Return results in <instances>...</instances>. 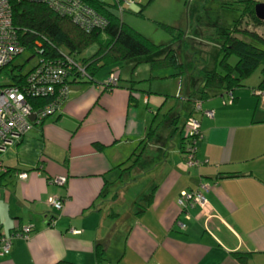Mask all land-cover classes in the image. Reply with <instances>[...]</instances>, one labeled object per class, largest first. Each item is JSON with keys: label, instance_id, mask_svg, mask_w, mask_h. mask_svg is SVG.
Here are the masks:
<instances>
[{"label": "crops", "instance_id": "0c3cea01", "mask_svg": "<svg viewBox=\"0 0 264 264\" xmlns=\"http://www.w3.org/2000/svg\"><path fill=\"white\" fill-rule=\"evenodd\" d=\"M120 72L70 87L55 120L33 129L41 152L11 153L19 164L28 161L25 165L1 157L4 168L17 171L0 180V238L25 227L32 231L26 239H13L0 264H239L233 256L238 252L251 254L247 264H264L262 77L238 89L232 104L227 94L204 101V113L213 112V118L193 111L202 139L199 165L189 168L181 128L194 103L177 102L181 82L172 95V82L132 88V78L148 76L139 69L125 77ZM112 75L120 83L108 90ZM185 85L184 93L190 86ZM150 130L155 139L142 145ZM143 149L142 164L121 178L117 167ZM21 173L28 178L21 180ZM232 174L236 177H226ZM134 187L137 195L131 194ZM154 188L150 207L137 215ZM197 191H203L207 207L190 208L185 216L181 195ZM52 200L62 203L60 211ZM99 246L103 261L97 258Z\"/></svg>", "mask_w": 264, "mask_h": 264}, {"label": "trees", "instance_id": "16d2710c", "mask_svg": "<svg viewBox=\"0 0 264 264\" xmlns=\"http://www.w3.org/2000/svg\"><path fill=\"white\" fill-rule=\"evenodd\" d=\"M82 1L94 15L105 20L107 26L104 29H96L88 33L82 26L73 22L70 16L62 15L44 3L23 0L13 6L14 29L26 53L5 67L2 75L5 82L2 86L17 87L24 92L27 103L33 111L40 112L54 103L61 96L63 86H68L70 89L73 85L93 83L103 69L130 62L135 63L133 71L142 64L149 65L147 79L135 81L132 78L129 81L132 88L142 83L178 80L181 82L180 90L183 84L191 86L186 91L184 102H187V105L194 103V108L196 104L202 103L203 106L204 101L222 94L230 95L235 102L234 94L245 86L259 68H261L262 80L258 89L264 92V21H260L255 12L257 5L263 3L262 0H197L201 7L198 6L193 11L194 19L197 21L194 32L196 35L198 30L206 32L210 29L213 35L207 36L206 41L211 42L209 45L214 53L208 67L203 68V71L199 73L200 85L194 78L190 79L191 76L181 58L180 50L182 46L185 51L190 50L187 40L205 43L202 36L186 37L181 28L163 25L174 36L172 46L157 45L122 20V15L127 9L123 7L122 0H114L113 4H107L105 0ZM138 15H142V10ZM203 26L206 28L201 29ZM94 46L98 48L97 52L91 57H84L85 52ZM40 50L43 51L42 55ZM20 58L24 60L23 63L18 62ZM67 58L74 63L68 70L70 76L60 83L61 86L55 89L53 96L38 95L35 90L27 86V76L34 73L40 60L66 62ZM35 59L36 65L30 71L24 72L25 65ZM80 69L85 70L87 78L82 76ZM106 87L112 90L111 86L106 85ZM194 108L188 111V118L194 116ZM58 114L59 111L45 120L42 119L39 125L51 119L54 121ZM181 129L183 130L184 126ZM155 136V130H150L142 145L152 138L155 139ZM186 141L187 138L184 137L183 144ZM97 149L102 148L98 146ZM145 149L140 153L135 152V159L132 158L117 167L122 172L121 178H126L127 173L142 164ZM5 169L6 172L1 174L0 180L17 171L13 168ZM226 177L233 178L236 175H226ZM108 185L112 184L108 182ZM155 191L156 188L143 200L145 204L138 209L137 215L147 211ZM22 232L23 229L17 234ZM233 256L239 264H247L251 258V254L243 252L234 253ZM97 258L99 261L104 260V250L100 246L97 250Z\"/></svg>", "mask_w": 264, "mask_h": 264}, {"label": "built area", "instance_id": "2783aa9c", "mask_svg": "<svg viewBox=\"0 0 264 264\" xmlns=\"http://www.w3.org/2000/svg\"><path fill=\"white\" fill-rule=\"evenodd\" d=\"M23 0H0V172H6L2 165L1 154L12 146L16 141L23 138L34 126V123L39 124L41 120H45L55 114L61 109L69 94V87L63 86L61 96H59L54 103L46 106L40 112L32 110L31 106L27 103L26 94L17 87H3L5 80L3 78V70L14 60L23 56L26 51L20 44L17 36V31L13 25V6ZM37 3L47 4L51 9L62 15H68L72 18L73 22L82 26L88 33L96 29H104L107 26L105 20L93 14V11L83 3L82 0H31ZM128 0H122L126 4ZM133 7V6H129ZM43 51L40 50V55ZM39 65L35 68L32 75L27 76V86L35 90L38 95L53 96L55 89L61 86L64 80L69 78L68 70L74 65L73 61L66 59L67 66L63 60L48 61L40 60ZM83 77L87 78L85 70L80 69ZM117 80L114 76H110L107 80V85L112 89L117 87ZM229 101L232 104L233 99L230 95ZM264 99V92H263ZM196 113L203 112L202 103H198L194 108ZM31 114H36L34 122L30 120ZM207 117L213 118V112H205ZM187 144L185 145V152L183 154V162L189 168L199 165L196 159L198 152V143L202 139L199 121L193 116L187 119L184 128ZM21 180H26L28 174H17ZM58 181V180H57ZM64 184V179L58 181ZM57 183V182H56ZM202 190L207 191L202 187ZM203 191L197 192H184L181 195L180 206L183 208V213L188 216L190 208L195 206L201 207L205 210L207 201ZM51 205L57 211L62 209V203L56 200L51 201ZM180 228L184 229L185 225L180 223ZM32 230L30 227L23 228V232L14 234L13 236H3L0 238V257L6 256L10 253L13 246V239L15 237H24ZM78 234V233H76Z\"/></svg>", "mask_w": 264, "mask_h": 264}, {"label": "rangeland", "instance_id": "374dc122", "mask_svg": "<svg viewBox=\"0 0 264 264\" xmlns=\"http://www.w3.org/2000/svg\"><path fill=\"white\" fill-rule=\"evenodd\" d=\"M202 1V0H198ZM197 0H128L125 3L123 2V7L127 8L126 12L122 15V20L125 21L128 25H130L132 28H134L136 31H138L140 34L145 36L147 39L152 41L153 43L157 45H163L164 47L171 45L172 46V40L174 36L169 33L168 29L166 27H174V28H181L186 37H192L196 38L198 36H202V40L205 41V43H196L193 41L187 40L190 50L185 51L183 49V46L180 50V55L187 66V69L189 71L190 79L199 83L198 77H200L199 73L203 71V68L206 69L208 64L210 63V60L213 59L214 53L211 45H209L211 42L206 41L208 38L207 36H212L213 33L208 29L206 32L210 31L206 34L203 30H198V33L195 35V28L197 25V21L194 19L193 11L196 7H198L200 4H198ZM107 4H113L114 0H105ZM128 5V6H127ZM133 6V7H129ZM201 7V6H199ZM131 9V10H128ZM142 10V15H138V13ZM163 25H166L164 27ZM206 27L203 26L201 29H205ZM179 31H177L178 33ZM209 42V43H207ZM97 47H92L89 50L85 52L83 55L84 57H91L97 52ZM166 50V48H164ZM23 58V57H22ZM20 58L18 62L23 63V59ZM212 58V59H211ZM207 61V62H206ZM135 63H127L120 66H113L106 69H103L96 79L100 80L101 76L105 73L109 74L113 69L117 71H121L123 77L130 75V72L133 71V66ZM36 65V59L30 61L28 64H26L24 68V72H28ZM130 68V69H129ZM140 71H142L143 76L149 75V65L148 64H142L138 68ZM257 77H262L261 75V68L257 69V71L252 75V77L248 80H252ZM114 78L117 80V83H120V79L114 76ZM109 79V78H108ZM174 84L172 87V90L174 93L172 95H175V91L178 88V80L169 81ZM185 94L183 90L179 88V93L177 96V102L183 103L185 100ZM174 97V96H172ZM175 102L176 101H172ZM229 102V101H228ZM230 103V102H229ZM162 117L160 116L158 122L156 123L155 127L158 126V124L162 123ZM196 118V117H195ZM152 120V118H151ZM49 120L48 122H51ZM149 126H151V121H149ZM162 125V124H161ZM160 125V126H161ZM40 125H34L32 127V130H30L28 133V137L25 139V142L23 145L16 146L17 141L7 148L5 152L1 154V157L3 156L5 160H12L15 162V165H25V160H22V163L19 164L16 159H13L11 157V153L13 152H21V157H25L28 152H41L42 147L41 144L38 142L39 135L33 131L34 128H39ZM154 127V128H155ZM30 155V154H29ZM135 159V156H133ZM145 184V181L142 179L141 182L138 184V188H141ZM139 193V190L137 187H134L131 189V194L137 195ZM130 198V197H129ZM143 204L138 206V209L141 208ZM121 207L126 208V206L121 205Z\"/></svg>", "mask_w": 264, "mask_h": 264}, {"label": "water", "instance_id": "95a60500", "mask_svg": "<svg viewBox=\"0 0 264 264\" xmlns=\"http://www.w3.org/2000/svg\"><path fill=\"white\" fill-rule=\"evenodd\" d=\"M256 17L260 20V21H264V3L257 5L256 9ZM36 119V114H31L30 116V120L32 122H34Z\"/></svg>", "mask_w": 264, "mask_h": 264}, {"label": "bare ground", "instance_id": "6f19581e", "mask_svg": "<svg viewBox=\"0 0 264 264\" xmlns=\"http://www.w3.org/2000/svg\"><path fill=\"white\" fill-rule=\"evenodd\" d=\"M52 206V205H51Z\"/></svg>", "mask_w": 264, "mask_h": 264}]
</instances>
